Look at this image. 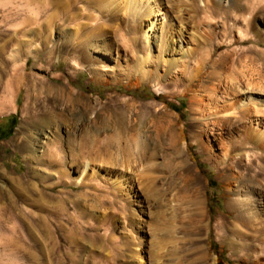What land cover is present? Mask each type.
<instances>
[{
    "label": "rangeland",
    "instance_id": "obj_1",
    "mask_svg": "<svg viewBox=\"0 0 264 264\" xmlns=\"http://www.w3.org/2000/svg\"><path fill=\"white\" fill-rule=\"evenodd\" d=\"M29 1L26 6L25 0H0V96H5L8 86L20 90L14 104L5 102L0 108V264H39L38 220L50 216L37 201L55 205L49 196L64 201L69 214L98 227L100 234L107 230L101 248L88 254L113 264H136L132 257L136 250L142 264H212L214 259L216 264H240L243 242L248 243V253L261 256L264 241L259 236L246 238L232 231L233 216L227 208L229 195L224 184L231 163L220 165L217 131L211 123L213 114L235 96L237 105L250 102V107L254 104L264 112V57L245 55L234 66L229 59L226 68L214 73L212 61L223 50L208 61L209 48L198 46L190 35L195 25L206 21L191 3L183 18L189 33L183 34L182 40L176 36L171 41L164 34L168 27L173 26L175 32L180 29L172 10L175 0H159L165 15L155 17L156 27L149 33L146 48L133 53L113 42L106 27L88 36V30L77 28V23L61 19L59 10L53 18L59 24L55 29L51 0ZM47 2L45 12L36 17L35 3L42 6ZM95 2L93 6L98 5ZM74 8L77 22H81L83 4L77 2ZM89 10L99 14L97 9ZM104 16L101 23L118 24L120 29L126 25ZM138 31L135 35L146 43V25ZM162 33L165 42H171L167 51L162 49ZM72 34L73 42L79 43L76 50L65 39ZM215 40L218 38L209 42ZM53 44L62 46L60 52L51 51ZM258 46L264 51L263 41ZM70 54L80 58L79 68L69 65ZM201 55L208 62L202 63ZM189 72L194 73L193 82ZM249 83L255 86L252 90L246 87ZM54 89L63 90L62 95ZM70 90L75 91L73 104L67 101ZM66 106L72 109V118L61 113ZM155 110L179 119V127L185 126L180 140L183 152L160 153L140 163L136 143L156 137L160 123L152 116ZM74 127L78 135L89 133L81 137L99 138L108 145L87 160L82 176L77 167L81 169L83 162L78 163L74 156L78 151L66 142ZM55 131L61 139L57 150L47 146L54 141ZM128 165L133 170L126 168ZM186 166L202 181L205 221L198 232L183 234V227L171 229L167 209L170 205L193 209L180 178ZM221 167L226 168L223 175L219 174ZM121 173L135 177L131 186H125L127 191L130 188L127 198L113 185ZM18 178L21 182L14 181ZM180 190L182 194L186 191L182 201ZM114 194L118 199H113ZM120 208L126 209L125 215ZM219 218L228 222L225 244L215 235ZM5 237L13 243L6 244ZM120 250L125 251L124 258H116Z\"/></svg>",
    "mask_w": 264,
    "mask_h": 264
},
{
    "label": "bare ground",
    "instance_id": "obj_2",
    "mask_svg": "<svg viewBox=\"0 0 264 264\" xmlns=\"http://www.w3.org/2000/svg\"><path fill=\"white\" fill-rule=\"evenodd\" d=\"M77 2L83 4L81 22H77L78 18L74 14V6ZM94 2L95 0H51L50 5L53 7L51 13L52 22L54 23L55 20L53 18L57 16L55 13L56 10H59L61 14L59 17H61V19L65 18V21H70V23L73 24L77 23V28L88 30V36L93 35L92 33L99 27H106V29L112 32L113 42L133 51V53H137L139 50H144L146 48L149 33L151 30H155L156 27L155 17L165 15V13H162L159 9V0H99V2L96 1L98 5L93 6ZM188 3H191V6L196 8L197 13L201 11L205 16V18L201 19H206V21L199 23L198 26L194 24L195 27L192 29L193 34L190 35L198 42V46L205 44V46L209 48L206 54L208 61L210 57L212 58V56H215L216 51L223 50V52L212 61L211 68L214 73H219L216 71H221L223 68H226V63L229 59L232 66L245 55H254L259 59H263L264 51L260 49L258 43L259 41L264 42V0H175L172 5V10L177 14L176 18L180 25V29L178 32H175L173 26L168 27L169 29L166 28L167 31L164 34H166V36L169 35L171 41L176 36L178 39L182 40V35L189 33L183 20L184 16L189 14L190 6ZM47 4L48 2L41 6L35 3L36 17L45 12L44 8L47 7ZM25 5L29 6L30 1L25 0ZM92 8H94V10L97 9L99 14L91 12L89 9ZM103 14H105L104 17L110 22H124L126 24L125 27L123 26L124 28L120 29L118 24L109 26L107 22L101 23V15ZM59 17L57 19H59ZM164 18L165 17L162 19ZM142 24H145L148 30L145 36L146 43L144 41L141 42L140 37L138 38L135 35L139 32L138 30ZM57 26H59V24L56 21L53 27L56 29ZM217 28L222 29L223 32H217ZM132 33L134 35H131ZM74 35L65 36L67 44L72 50H76L79 45L78 42H73ZM211 38H218V40L210 43L209 40H211ZM162 39V49L167 51L171 42H165L166 39L163 33ZM245 44H251V46L247 49L237 48ZM81 45L82 43L80 46ZM61 48L62 46L53 44L51 51L54 53L60 52ZM69 56L72 57L70 59L68 57L70 60L69 65L72 69L79 68L80 64L78 60H80V58L75 55L72 56L71 54ZM83 58L86 60L88 57ZM65 59L67 60V58ZM200 60L202 63L207 61V59L203 58V55L200 56ZM194 72L196 74V70H194ZM188 76H190L189 81L193 82L195 79L194 73L189 72ZM43 87L47 89L45 86ZM246 87L252 90L255 86L249 83ZM14 89L8 86L4 91L5 96H0V108L4 106L5 102L10 105L16 102L20 90L15 91ZM62 91L63 90L56 91L54 89L53 92L57 95H62ZM70 91L71 92L67 94V101L69 104H73L75 100L73 93H75V91ZM236 97L237 96L232 99L234 102L232 101L221 106L216 113L213 114L215 119L211 123L214 130L216 129L217 131L215 134V141L220 154L218 156L220 165L223 166V164L228 161L231 163L230 175L226 178L227 182H224L226 192L229 195L227 208L233 216L232 231L246 238L249 236L250 238L256 239L259 236L264 241V112L254 104L250 107V102H243L237 105L235 101ZM61 113L71 118L74 116L72 109L68 106H66ZM50 115L52 119L53 117L55 118V114L51 113ZM152 116L159 120L158 133L156 132L155 138L148 137V139L145 138L144 141H137L136 149L139 152L137 159L140 163L149 162L155 159L160 153L166 155L169 151L172 153L183 152L180 140L184 135L185 126L179 127V119H175L162 110H155ZM91 129L99 134L98 129ZM74 134H76L78 138H76V136L73 137ZM81 134L89 133L81 132ZM81 134L78 135L74 127L68 134L69 137L66 141L78 151L77 155H74L76 158V160H74L78 163L80 161L83 162L81 169L77 167L80 173L79 176H82L86 172L88 167L87 160L97 155V153L102 152L105 147L108 148V145H103V143L98 140L99 138H85L84 136L81 137ZM54 136V141L49 142L47 146L57 150V144H61V139L57 131H55ZM203 146L204 145H202V148ZM126 168L129 169L130 166L128 165ZM225 169L226 168L221 167L219 174L223 175L226 171ZM193 172L195 173L191 166H186L184 167L182 175H180L184 187L188 189L190 195L189 199L193 201V209L189 210V208H183V206L181 207L180 205H170L167 209L168 221L171 222V229L172 227H183V234L198 232L201 229V224L205 221V207L201 202L202 181H200ZM121 174L123 176L117 178L113 185L121 196L126 197L125 195L129 196L126 193H129L130 188L127 191V189L125 190V186H131L132 183L135 182V177L130 174ZM14 181L21 182V179H14ZM178 194L182 201L186 191L182 194L180 190ZM112 197L115 200L118 196L114 194ZM47 198L49 200H54L55 205L48 206L41 200L37 201V205L42 210L47 211L50 216V218L41 216L38 220L41 238H39L40 240L37 245V262H39V264L46 261L51 264L111 263L105 260L106 258H97L88 254L91 252H89V250L101 248L104 239H106L107 230L105 233L100 234V229L98 227L87 223L84 224V222L80 220L81 218L77 217V219L72 214H69L68 211L70 208L65 205L64 201L56 200L52 196ZM126 201L128 200L126 199ZM120 211L122 214H126L125 208H120ZM227 228H229L227 221L222 218L217 219L215 235L221 244L226 243L224 235ZM4 239L6 240V244L13 243L12 238L7 239L5 237ZM241 248L238 257L240 264H264V251L261 256H259L258 253H248L247 242H243ZM136 251L132 257L136 261V264H142L140 253ZM124 252L125 251L120 250L116 254V258H124ZM212 264H216V259L213 260Z\"/></svg>",
    "mask_w": 264,
    "mask_h": 264
}]
</instances>
